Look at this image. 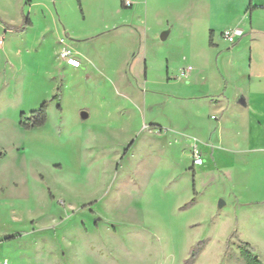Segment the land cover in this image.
Masks as SVG:
<instances>
[{
	"label": "rangeland",
	"instance_id": "1",
	"mask_svg": "<svg viewBox=\"0 0 264 264\" xmlns=\"http://www.w3.org/2000/svg\"><path fill=\"white\" fill-rule=\"evenodd\" d=\"M119 2L0 0V260L264 264V41L209 48L249 22L221 0Z\"/></svg>",
	"mask_w": 264,
	"mask_h": 264
},
{
	"label": "crops",
	"instance_id": "2",
	"mask_svg": "<svg viewBox=\"0 0 264 264\" xmlns=\"http://www.w3.org/2000/svg\"><path fill=\"white\" fill-rule=\"evenodd\" d=\"M133 2H137L136 4L138 5V2L140 4V0H132ZM222 2H226V7L227 8H235V6H237L240 10V12L243 15H246L247 18L249 19V22L247 24V27H245L244 29L241 28H232V27H221V28H215L214 26L211 27H206L205 28V37H208L207 39V45L209 48L214 49L216 52L218 53V56L220 54H222L223 50L225 49L226 45H228L229 43L227 41H225L222 38V34L231 30H239L240 32H242V36L237 38L235 40L234 44H229L232 47L236 46V48H240L244 38L247 37H253L256 39H261L264 41V33H261V29L259 28V16L260 15H264V0H221ZM131 2V0H130ZM120 3V2H119ZM121 7V5H120ZM133 7V3L131 2V6L130 9ZM30 21V20H29ZM31 23V22H30ZM32 25V23H31ZM171 34V29H169L168 31H165L162 33L161 35V39L165 40L166 38L170 37ZM210 34H212L211 36V42H212V46H209V36ZM220 39H219V38ZM224 41L225 44L221 47V43L222 41ZM69 67V66H68ZM74 69H78V68H74ZM190 69V68H189ZM186 73H184V75H186ZM243 100V99H241ZM223 100H219V103L221 104ZM243 104L240 103L239 104L241 106H245L246 105V101L243 100ZM220 108V107H219ZM204 163V160H203ZM203 166V164L201 165ZM200 167V166H199Z\"/></svg>",
	"mask_w": 264,
	"mask_h": 264
},
{
	"label": "trees",
	"instance_id": "3",
	"mask_svg": "<svg viewBox=\"0 0 264 264\" xmlns=\"http://www.w3.org/2000/svg\"><path fill=\"white\" fill-rule=\"evenodd\" d=\"M77 4L80 7V0H76ZM121 8H125L123 5V0H120ZM31 26V23L28 19L23 21L22 27ZM6 30H12L11 27L5 26ZM211 36H209V46H212ZM53 100L59 101V95H55ZM60 110V107H58ZM47 122V105L46 103L42 104L37 110L31 112L28 116L21 114L19 126L24 131H31L34 129L42 128ZM4 158V154L0 153V161ZM231 237H235V232L232 233ZM238 254L244 264H263L253 252V248L245 242H239L238 244Z\"/></svg>",
	"mask_w": 264,
	"mask_h": 264
},
{
	"label": "built area",
	"instance_id": "4",
	"mask_svg": "<svg viewBox=\"0 0 264 264\" xmlns=\"http://www.w3.org/2000/svg\"><path fill=\"white\" fill-rule=\"evenodd\" d=\"M123 5L125 8H130V0H123ZM242 36V32L239 30H231L222 34V38L227 41L229 44H234L235 40ZM61 44H64V40L60 41ZM60 57L65 60V64L71 68H79L80 63L73 57V54L70 50L65 47L62 48L60 52ZM193 164L194 166H201L203 164V159L200 156L199 152L196 150L193 154ZM0 264H8L5 260H0Z\"/></svg>",
	"mask_w": 264,
	"mask_h": 264
},
{
	"label": "water",
	"instance_id": "5",
	"mask_svg": "<svg viewBox=\"0 0 264 264\" xmlns=\"http://www.w3.org/2000/svg\"><path fill=\"white\" fill-rule=\"evenodd\" d=\"M240 103L243 104L244 103L243 100H240ZM80 118L82 120H86L88 118V115L85 112H81ZM223 206H224V203L220 201L219 204H218V207L221 208Z\"/></svg>",
	"mask_w": 264,
	"mask_h": 264
}]
</instances>
